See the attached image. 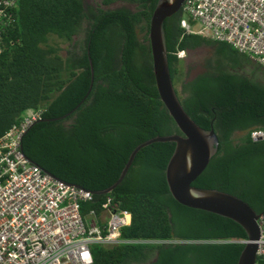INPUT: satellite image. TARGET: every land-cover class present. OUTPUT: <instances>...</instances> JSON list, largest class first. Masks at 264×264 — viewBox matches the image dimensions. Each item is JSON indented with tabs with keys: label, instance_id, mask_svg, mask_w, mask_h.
Masks as SVG:
<instances>
[{
	"label": "trees",
	"instance_id": "obj_1",
	"mask_svg": "<svg viewBox=\"0 0 264 264\" xmlns=\"http://www.w3.org/2000/svg\"><path fill=\"white\" fill-rule=\"evenodd\" d=\"M15 1L12 21L0 28V135L23 111L40 108L20 141L32 163L95 192L115 181L135 145L155 135L180 134L151 71L147 27L156 0H100L101 6L126 2L134 10L91 8L83 0ZM179 19L177 11L162 26L171 82L182 68L177 51L209 49L194 59L201 70L181 83L183 96L174 90L185 113L199 127L212 128L218 141L191 185L229 193L262 213L264 68L224 42L182 33ZM84 22V36L75 40ZM51 38L67 44L63 56ZM255 129L263 131L261 139L250 137ZM172 149V142L140 148L109 193L92 194L84 203L94 208L110 197L130 213L120 236L154 241L93 245L91 264H235L242 244L209 241L247 239L244 230L169 194L164 167Z\"/></svg>",
	"mask_w": 264,
	"mask_h": 264
},
{
	"label": "built area",
	"instance_id": "obj_2",
	"mask_svg": "<svg viewBox=\"0 0 264 264\" xmlns=\"http://www.w3.org/2000/svg\"><path fill=\"white\" fill-rule=\"evenodd\" d=\"M15 4L0 0V28L12 21ZM178 11L182 33L224 42L264 68V0H183ZM40 115V108L27 109L0 135V264H91L93 245L154 242L122 238L120 230L130 223L127 210L110 197L86 207L89 190L52 176L22 153L21 137ZM250 137L261 139L263 131L252 130ZM256 224L255 255L264 260V211Z\"/></svg>",
	"mask_w": 264,
	"mask_h": 264
},
{
	"label": "water",
	"instance_id": "obj_3",
	"mask_svg": "<svg viewBox=\"0 0 264 264\" xmlns=\"http://www.w3.org/2000/svg\"><path fill=\"white\" fill-rule=\"evenodd\" d=\"M182 1L156 0L147 27L154 86L160 102L180 134L155 135L138 143L129 152L115 181L104 189L90 192L100 195L109 193L121 181L140 148L153 142H172L173 149L164 167V180L171 197L183 206L211 212L238 224L248 241L242 245L235 264H264L263 259L256 258L254 243L258 237L256 219L260 213H255L247 203L234 195L191 185L216 152L218 141L212 128L199 127L185 113L169 75L162 26L166 17L179 10ZM89 67L91 78L90 61Z\"/></svg>",
	"mask_w": 264,
	"mask_h": 264
},
{
	"label": "rangeland",
	"instance_id": "obj_4",
	"mask_svg": "<svg viewBox=\"0 0 264 264\" xmlns=\"http://www.w3.org/2000/svg\"><path fill=\"white\" fill-rule=\"evenodd\" d=\"M84 5H86L87 7H91V8H96V7H102V8H118V7H126L129 8L130 10H134L136 9V6L133 4H129L126 2H114L113 4H110L109 6H101L100 5V0H83ZM86 27V23H82L78 33L75 37V40H80L82 39V37L84 36V28ZM49 43L51 44H55L58 46L59 48V54L60 55H64V50L67 46V44L65 42H63L60 39H56V38H51L49 39ZM209 53V49L208 48H199L196 49L195 51L191 52L190 55H187L186 53H184V56L179 57L181 59H183L182 61V68L180 73H178L176 75V77L173 80V86L175 88V90L177 91L178 95L180 97H182V93H181V83L185 80H189L191 77H193L196 73L200 72L201 67L194 62V59H199L200 57H204ZM247 72V70H246ZM259 79V78H258ZM177 95V96H178ZM178 96V98H179ZM239 132H235L233 134V136H237L239 135Z\"/></svg>",
	"mask_w": 264,
	"mask_h": 264
}]
</instances>
